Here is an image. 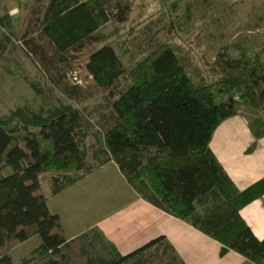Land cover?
I'll return each instance as SVG.
<instances>
[{"label":"trees","instance_id":"obj_1","mask_svg":"<svg viewBox=\"0 0 264 264\" xmlns=\"http://www.w3.org/2000/svg\"><path fill=\"white\" fill-rule=\"evenodd\" d=\"M122 3L33 0L29 31L36 29L57 57L86 49L84 78L90 84H75L64 93L71 99L102 94L112 114L104 147L93 152L90 163L86 121L72 104L21 106L0 117V247L38 237L32 254L39 264H63L62 249L81 239L86 264H147L152 255L159 264H185L163 235L126 255L97 227L67 238L60 216L49 209L42 176H53L57 194L114 161L143 199L220 242L221 256L236 251L264 264V239L241 216L264 195V178L240 190L210 147L216 129L240 114V105L264 110V58L251 59L245 50L232 57L227 46L211 64L214 78L191 74L189 56L170 43L133 62L119 43L93 39ZM5 58L0 53V63ZM249 125L256 139L264 136V119ZM255 146L256 141L249 150ZM7 167L11 172L2 173ZM0 264H14L12 256L0 255Z\"/></svg>","mask_w":264,"mask_h":264},{"label":"rangeland","instance_id":"obj_2","mask_svg":"<svg viewBox=\"0 0 264 264\" xmlns=\"http://www.w3.org/2000/svg\"><path fill=\"white\" fill-rule=\"evenodd\" d=\"M122 1L112 20L93 39L119 43L133 62L156 46L170 43L178 54L189 56L191 74L214 78L211 64L227 46L232 57L245 50L251 59L264 58V0H182L175 10V0ZM32 4L33 0H0V18H6L5 24L0 23V53L6 57L0 63V117L21 106L39 109L59 102L72 104L86 121L84 146L90 163L93 152L104 147L112 109L102 94L71 99L64 93L75 84H90L84 78L86 49L75 48L70 58L57 57L36 29L29 31ZM239 110L249 121L264 119L262 109L243 104ZM1 172L10 173L11 168ZM52 178L42 176L44 189L52 184ZM83 244L80 239L62 249L63 264H86L87 256L80 249ZM35 248V239L27 243L13 240L0 247V255L10 254L14 264H39L32 254ZM147 264H159L158 257L150 256Z\"/></svg>","mask_w":264,"mask_h":264},{"label":"crops","instance_id":"obj_3","mask_svg":"<svg viewBox=\"0 0 264 264\" xmlns=\"http://www.w3.org/2000/svg\"><path fill=\"white\" fill-rule=\"evenodd\" d=\"M255 141L256 146L249 150ZM210 147L240 190L264 178V136L254 137L242 113L220 124ZM42 190L50 211L60 216L69 240L97 227L126 255L163 235L185 264H255L236 251L221 256L220 242L143 199L114 161L57 194H52V184ZM241 216L255 235L264 239V195L245 206ZM34 239L37 247L40 240H29Z\"/></svg>","mask_w":264,"mask_h":264},{"label":"built area","instance_id":"obj_4","mask_svg":"<svg viewBox=\"0 0 264 264\" xmlns=\"http://www.w3.org/2000/svg\"><path fill=\"white\" fill-rule=\"evenodd\" d=\"M76 79V78H75ZM79 82V81H78Z\"/></svg>","mask_w":264,"mask_h":264}]
</instances>
